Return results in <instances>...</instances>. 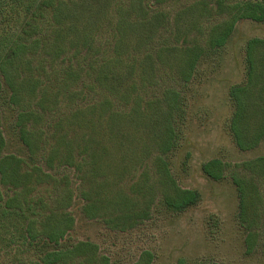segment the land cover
<instances>
[{"label":"trees","instance_id":"trees-1","mask_svg":"<svg viewBox=\"0 0 264 264\" xmlns=\"http://www.w3.org/2000/svg\"><path fill=\"white\" fill-rule=\"evenodd\" d=\"M163 2L0 0V252L16 264L79 258L76 264H112L96 243L71 240L75 188L86 218L122 232L151 217L158 184L172 211L199 202V191L181 187L166 159L178 147L184 91L170 84L161 96L150 93L168 74L171 83L178 78L190 88L202 58L221 54L238 21L264 22V0H193L178 11L166 6L167 12ZM203 18L216 23L205 39L189 38L187 30H199ZM245 54L247 79L230 88L229 124L243 150L264 137V94L255 89L261 85L264 93V38H250ZM242 166L262 171L264 157ZM226 167L219 158L202 164L215 180L225 177ZM250 178L233 174L240 218L249 226L262 215L257 203L263 202L256 177ZM247 232L249 251L256 234ZM153 257L144 250L136 264H151Z\"/></svg>","mask_w":264,"mask_h":264},{"label":"rangeland","instance_id":"rangeland-1","mask_svg":"<svg viewBox=\"0 0 264 264\" xmlns=\"http://www.w3.org/2000/svg\"><path fill=\"white\" fill-rule=\"evenodd\" d=\"M192 1L180 0L175 3L173 0H166L163 3L169 4L160 7L167 12L173 4L178 11L184 4ZM211 18L217 21L219 16L212 15ZM204 20L206 18L200 22V31L195 27L187 30L189 38L205 39L203 32L207 35L210 26L216 22H203ZM253 37L264 38V22L251 19L238 21L221 54L202 58L198 74L192 80L190 88L182 86L178 78L171 83L168 74L159 77V83L155 87L157 90L150 93L161 96V88L170 84L184 91L182 102L186 114L176 125L179 133L178 147L169 152L166 159L181 187L199 191V202L182 212L169 209L163 203V186L155 183L158 182L156 167L151 163L146 164L151 182L157 185L151 217L128 231L111 230L102 221L85 217L81 210L83 198L75 188L77 196L69 208L77 220L71 235L72 241L89 240L96 243L99 252L108 256L112 264H136L144 250L154 253L151 264H178L180 259L185 264H264V170H247L242 166L245 161L264 157V137L258 145L243 150L234 141L229 126L235 109L230 88L245 83L247 79L245 47ZM157 39H154L155 42ZM153 88L151 86L148 90ZM255 89L263 96L261 85H257ZM261 109L264 114L263 108ZM258 131L256 136L260 137ZM214 158L227 164L226 175L220 180L209 177L202 169L204 162ZM235 172L239 178L248 177L250 180L251 176L256 177L255 184L263 195V202L257 203V208L261 207L259 214L262 215L257 216L258 221L251 225L252 228L248 220L240 218V196L233 180ZM46 186L45 184V189ZM116 189L115 186L111 190L115 193ZM41 190L45 191L43 187ZM43 195L47 197V194ZM143 196L139 193L136 197L141 202L140 205L144 200ZM250 217L251 215L247 218ZM37 224L39 225L38 219ZM249 227L256 234V241L247 251ZM11 256L0 252V264H16ZM80 260L81 258L76 262L79 263ZM93 264L100 263L95 261Z\"/></svg>","mask_w":264,"mask_h":264}]
</instances>
